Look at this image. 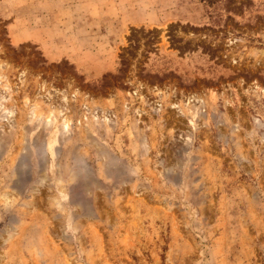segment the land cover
I'll list each match as a JSON object with an SVG mask.
<instances>
[{"label":"rangeland","instance_id":"374dc122","mask_svg":"<svg viewBox=\"0 0 264 264\" xmlns=\"http://www.w3.org/2000/svg\"><path fill=\"white\" fill-rule=\"evenodd\" d=\"M0 264H264V0H0Z\"/></svg>","mask_w":264,"mask_h":264}]
</instances>
